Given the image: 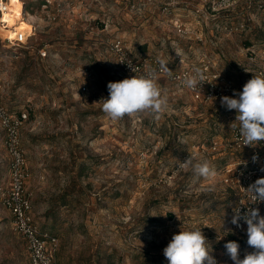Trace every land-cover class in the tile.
<instances>
[{"label": "rangeland", "instance_id": "rangeland-1", "mask_svg": "<svg viewBox=\"0 0 264 264\" xmlns=\"http://www.w3.org/2000/svg\"><path fill=\"white\" fill-rule=\"evenodd\" d=\"M23 1L28 43L8 46L0 26L1 94L11 111L29 116L22 132L31 171L27 191L38 225L59 240L58 264H168L163 249L193 226L202 229L219 264H233L228 241L238 242L241 259L254 251L231 223L234 197L222 182V159L208 158L218 173L214 190L189 170L171 176L192 146L230 136L235 110L220 100L196 101L165 79L159 84L169 110L159 120L147 112L111 120L101 99L109 96V82L133 77L108 50L115 38L133 54L163 58L176 69L206 52L241 87L264 75V0H242L216 15L197 12L200 4L187 0H54L48 10L44 0ZM169 1H175L172 14L163 12ZM177 19L194 35L181 36ZM237 23L245 29H224ZM4 142L0 129V185L6 187ZM0 264H31L1 195Z\"/></svg>", "mask_w": 264, "mask_h": 264}, {"label": "built area", "instance_id": "built-area-1", "mask_svg": "<svg viewBox=\"0 0 264 264\" xmlns=\"http://www.w3.org/2000/svg\"><path fill=\"white\" fill-rule=\"evenodd\" d=\"M22 4V14L27 13L24 1ZM54 0H44L42 8L47 9ZM198 2L200 8L197 12H210L212 15L228 12L237 6L242 0H187ZM175 1H169L163 6V12L172 14L175 8ZM259 7H263L259 4ZM8 0H0V26L5 30L14 32V36L4 37L8 46H24L28 43L29 34L23 31H15V25H8L4 15L8 12ZM50 20H56V15L48 16ZM174 26L181 36L194 35L195 30L186 26L180 19L174 22ZM33 25V32H35ZM225 30L230 33L243 31L244 23H237L234 26H225ZM191 37V36H190ZM197 39L203 41L201 36ZM108 50L114 56L119 68L133 76H140L145 73L149 66L157 67V59L150 54L135 55L131 51L127 42L122 38H115L108 42ZM250 53L255 55L254 48H248ZM42 56H46L45 50H40ZM264 53V51H263ZM194 66L202 68L206 75V81L201 88L190 90L181 85V80L186 73H190ZM168 67V66H167ZM173 77L161 76L172 82L178 89L187 91L192 98L199 102H212L220 100L222 96H233L234 92H241L243 87L237 85L232 79L227 77L216 68L208 53L201 52L197 62L183 66L181 68H170ZM84 90L86 88H83ZM238 98V97H233ZM29 120L26 111L13 112L3 101L0 83V129L4 132V145L9 157V184L4 187L0 185V195L2 204L8 208L13 216L14 229L19 232L27 245L31 264H58L57 255L59 252V240L54 234L45 231L38 225L33 214V204L30 194L27 191V182L31 177L30 167L27 161L26 152L23 147L22 132L25 123ZM189 154H198L205 158L215 157L222 159V182L231 190L234 203L231 207L232 216L234 209L239 208L241 214L249 208H258L260 214L264 216V202L253 203L246 188L257 179L264 177V142L259 145L243 146V139L239 134V124L233 128L227 139H212L209 143L203 142L195 144L180 158L183 162ZM253 157H256L254 160ZM228 158V160H227ZM185 170L180 169L176 164L171 176L176 179ZM240 226L233 225L235 231L241 235H247V225L241 220Z\"/></svg>", "mask_w": 264, "mask_h": 264}, {"label": "clouds", "instance_id": "clouds-1", "mask_svg": "<svg viewBox=\"0 0 264 264\" xmlns=\"http://www.w3.org/2000/svg\"><path fill=\"white\" fill-rule=\"evenodd\" d=\"M156 63L157 67L149 66L140 76L135 75L107 84L109 96L101 100L102 111L109 119L115 121L125 115L133 116L147 112L159 120L167 113L169 97L167 89L160 86L159 80L161 76L172 78L173 71L167 67L168 62L163 58H158ZM205 81L206 75L202 68L194 66L190 73L184 75L181 85L196 90L197 87L201 88ZM220 103L227 110L236 111L235 122L231 127L236 128V122H239L243 146L255 147L264 142V75H253L241 92H234L231 97H220ZM177 164L180 169L191 171L194 179L209 182L206 190H214L218 173L207 158L189 154L183 162L177 160ZM246 191L253 203L264 202V177L250 184ZM241 220L247 225V245L254 251L246 253L241 259L238 242L228 241L224 245L226 254L233 264H264V216L258 208H249L243 214L239 208L234 209L231 223L239 227ZM211 253V245L202 229L196 226L189 230L181 229L163 249L168 264H219Z\"/></svg>", "mask_w": 264, "mask_h": 264}, {"label": "bare ground", "instance_id": "bare-ground-1", "mask_svg": "<svg viewBox=\"0 0 264 264\" xmlns=\"http://www.w3.org/2000/svg\"><path fill=\"white\" fill-rule=\"evenodd\" d=\"M8 8V12L4 15V18L8 22V25H10V27L15 25V31L28 32L30 28L29 23L26 20L20 18L22 10L21 1L12 0V3L8 6ZM7 36H10V38H12L14 36V32H11L9 30L7 32Z\"/></svg>", "mask_w": 264, "mask_h": 264}, {"label": "crops", "instance_id": "crops-1", "mask_svg": "<svg viewBox=\"0 0 264 264\" xmlns=\"http://www.w3.org/2000/svg\"><path fill=\"white\" fill-rule=\"evenodd\" d=\"M135 55H137V54H135Z\"/></svg>", "mask_w": 264, "mask_h": 264}]
</instances>
